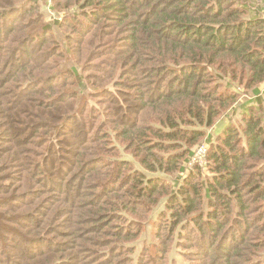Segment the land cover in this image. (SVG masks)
Wrapping results in <instances>:
<instances>
[{"label":"trees","instance_id":"1","mask_svg":"<svg viewBox=\"0 0 264 264\" xmlns=\"http://www.w3.org/2000/svg\"><path fill=\"white\" fill-rule=\"evenodd\" d=\"M53 3L0 0V264H264V0Z\"/></svg>","mask_w":264,"mask_h":264},{"label":"built area","instance_id":"2","mask_svg":"<svg viewBox=\"0 0 264 264\" xmlns=\"http://www.w3.org/2000/svg\"><path fill=\"white\" fill-rule=\"evenodd\" d=\"M207 155H208V147L206 145H202L198 147L191 159V162L189 163V166L192 167L195 165H203L207 162Z\"/></svg>","mask_w":264,"mask_h":264},{"label":"rangeland","instance_id":"3","mask_svg":"<svg viewBox=\"0 0 264 264\" xmlns=\"http://www.w3.org/2000/svg\"><path fill=\"white\" fill-rule=\"evenodd\" d=\"M49 2H50V9L52 10V6L54 5V3H53V0L51 1V0H49ZM46 10V16H47V18L49 19L51 16H53L52 14H51V12L49 11V9L47 8V9H45ZM54 10V9H53ZM53 12V11H52ZM245 96H247L246 94H243L242 96H241V98H243L244 99V97ZM242 113L243 112H239V114H238V116H237V120H239V119H241V117H242ZM202 145H207V144H205V142L204 143H201V144H199L198 146H196L194 149H193V151L195 152V150L198 148V147H200V146H202ZM194 154V153H193ZM199 166H201L202 168H207V166H208V162H206V163H204L203 165H199Z\"/></svg>","mask_w":264,"mask_h":264},{"label":"crops","instance_id":"4","mask_svg":"<svg viewBox=\"0 0 264 264\" xmlns=\"http://www.w3.org/2000/svg\"><path fill=\"white\" fill-rule=\"evenodd\" d=\"M261 91H262V94H263V96H264V83H263L262 86H261Z\"/></svg>","mask_w":264,"mask_h":264}]
</instances>
